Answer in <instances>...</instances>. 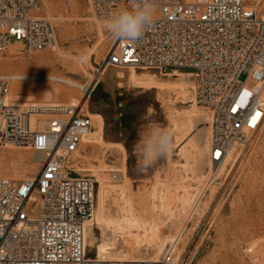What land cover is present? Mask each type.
I'll list each match as a JSON object with an SVG mask.
<instances>
[{"label": "built area", "instance_id": "2783aa9c", "mask_svg": "<svg viewBox=\"0 0 264 264\" xmlns=\"http://www.w3.org/2000/svg\"><path fill=\"white\" fill-rule=\"evenodd\" d=\"M87 1L100 20L126 3ZM38 4L0 0V52L11 44L26 50L52 46L53 25L38 15ZM155 5L154 22L143 36L134 44L113 39L91 80L83 86L62 81L80 90L76 104H16L10 91L19 79L0 74V147L44 156L33 177L0 178V264H170L169 252L155 261L123 262L104 261L86 250L96 180L80 174L79 160L93 130L88 102L107 67L188 74L194 102L210 114L213 162L262 127L264 17L248 0H155ZM120 176L113 172L115 180Z\"/></svg>", "mask_w": 264, "mask_h": 264}, {"label": "rangeland", "instance_id": "374dc122", "mask_svg": "<svg viewBox=\"0 0 264 264\" xmlns=\"http://www.w3.org/2000/svg\"><path fill=\"white\" fill-rule=\"evenodd\" d=\"M248 3L259 15L264 16V0H248ZM37 13L53 25L54 41L61 53L78 56L91 51L90 62L79 65L80 71L77 72L67 70L60 65L61 62L50 68H23L15 65L16 62L30 55L44 54L56 59V54L51 48L20 50L18 46L12 45L0 52V74H52L78 83L91 80L95 69L102 67L113 43V38L105 30L104 20L97 19L87 0H39ZM51 15L60 17V24L53 21ZM71 56L60 60L72 62ZM129 71L107 67L98 78L88 102V114H99L103 119L105 142L118 144L108 149L104 158L98 154L99 149L95 144L84 143L81 147L80 174L95 179V172L86 170L89 166L102 163L106 169L102 179L104 190L107 191L104 206L106 215L111 218L126 216L127 207L122 199H127L135 209L134 215L141 218L142 212L153 203L152 189L161 192L164 187L177 191L171 208L178 209L181 205L177 198L182 194V188L188 187L194 203L189 208L176 210L177 219L169 220V227L161 231L164 236L178 238L171 257L177 255L179 264H264V122L257 132L235 143L236 158L233 163L226 164L222 171L217 172V166L209 167L208 164L201 167L198 163L202 154L189 151L187 146L198 131L204 129L210 132V119H195L192 124L189 123L182 114L191 103H183L186 99L165 89L133 87L128 81ZM120 72L124 78H119ZM136 72L143 78H151L163 84L176 81L175 77L155 71ZM29 84L45 90L56 88L66 94L34 95L24 100L17 94L20 87ZM79 97L80 90L73 86L62 81L51 83L50 80L40 79L18 80L10 91V100L16 104L72 105L78 102ZM196 105L197 109L209 115L206 108ZM91 118L92 131H95L97 120ZM151 123H159L174 130V149L151 167L141 169L137 148L139 132ZM84 155L92 156V161L86 163ZM43 158L32 149L2 146L0 178L21 180L31 177L38 172ZM113 172H119L120 179L115 180ZM111 184L117 188H107ZM98 187L99 181L96 183V193ZM211 189L215 192L210 198ZM154 200L159 204L157 199ZM165 217L166 214L159 207L154 220L162 221ZM93 231L96 243L100 239L101 229L95 225ZM121 246L118 243L115 250L127 249V246ZM155 247L142 245L135 254L141 260L152 259ZM87 249L90 255L96 254L95 249ZM169 249L168 243L157 258L169 252Z\"/></svg>", "mask_w": 264, "mask_h": 264}, {"label": "bare ground", "instance_id": "6f19581e", "mask_svg": "<svg viewBox=\"0 0 264 264\" xmlns=\"http://www.w3.org/2000/svg\"><path fill=\"white\" fill-rule=\"evenodd\" d=\"M50 7L51 6H49V8ZM37 10H38V7H37ZM51 18L53 21H56L58 23L61 21L59 19L60 17L57 18L51 15ZM62 28L63 27H61V29ZM12 45L18 46L20 50H22L19 44H11L10 46ZM50 48L56 54V59H51L49 56L44 55V54L34 55V56L30 55L16 62L15 65H18L23 68L25 67H38V68L49 67L50 68V67L56 66V64L61 62L60 65L66 67L67 70L77 72L79 70V65L81 66V64L83 63L86 65L88 64V62H90V52L91 51L89 53L81 54L78 56H71L68 54L65 55L58 50V44L55 41ZM70 56L71 58H73L72 62L71 60L65 61V62L60 60L64 58H70ZM105 70L103 71V73L105 72ZM129 70L130 71L128 74V81L133 87L165 89L168 92L172 91L174 92L175 95L186 99V101H183V103H191L188 108L184 109V113L182 114V117L188 120L189 123L192 124L195 119H197L198 121L202 119L203 120L210 119L209 118L210 114L207 115L206 113L201 112L199 109H197V105L194 102V90L192 89L193 81L189 77L188 74H185L179 71H175V73L162 74V75L169 76V77H175V80H176L172 82L171 81L166 82L163 84L151 78H148V79L143 78L142 76L137 74L136 72L137 70H134V69H129ZM14 76L17 77L19 80L40 79V80H50L51 83L53 81L55 82L56 81H65V82L69 81L72 84L74 83V84L83 86L81 85L82 83H78L68 78H61L58 76H54L52 74L51 75L50 74H38V75H30V74L29 75H22V74L19 75L18 74ZM118 76L119 78L125 77L122 72H120ZM190 85H191V90H190ZM55 94L62 96L63 94H66V92H63L62 90H58L56 88H49L45 90L41 87L30 86L29 84L24 87H20L17 95L20 97H23V99L26 100V99H30L31 96H34V95L44 96V95H55ZM79 100H80V97L78 98V102ZM60 104H64V103H60ZM19 105H22V104H19ZM37 105L42 106L44 108V107L53 106L56 104H51V105L37 104ZM64 105H68V104H64ZM89 115L94 117V119L96 118L97 127L95 131H92L89 134V136L84 140V142L95 144L97 148L99 149L98 154L100 155L101 158H104V155L108 151V149L113 148L115 147V145H118V144L106 143L104 139V133H103L104 131H103L102 117L99 114L90 113ZM175 126H177V123H175ZM210 137H211V132L206 131L204 129L200 130L191 138V141H189L190 143H189V146H187V148L189 149V151H193V152L196 151L198 152V154L199 153L202 154L201 156L202 159L200 160V163H198L201 167L205 164H208L209 167L217 166L216 167L218 170L217 172H219L224 169L226 164L234 162L236 158L235 153H236L237 147L235 144L231 145L228 149L227 154L219 162H213L210 160V155H209ZM120 150L123 151L122 147ZM91 158L92 156L90 155H84L83 157L86 163H88L87 161H92ZM86 170L94 171L96 175L95 180L97 179L96 183L99 181V187H98L99 189L95 197V207H94V212H93L92 223L91 222L89 223V226L85 232L86 233V236H85L86 237V250H88L87 248L95 249L97 256L101 260H104V261L130 262V261H140L141 260V257H138L135 254V251L139 249L142 245L147 244L149 246H156L155 247L156 252L154 253L153 258L147 260V261H155L157 260V257H159L161 251L164 250L165 246L169 243L170 244L169 254L171 255L174 254L175 247L178 242L177 241L178 238L176 236L175 237L164 236L161 233V231L169 227L167 225L169 220L177 219L178 215L177 213H175L176 210L189 208L194 203V201L191 200L192 194L188 187L182 188V191H181L182 194H180L179 197L177 198L178 202H180V205H181L178 209L171 208L172 202L174 198L176 197L177 191L173 192L172 190L168 189V187L166 188L164 187V189L161 192L158 191L160 192L158 194V192H156V189L153 188L152 189L153 203H151L147 207V209H145V211L142 212L141 218H138L134 215L135 209L132 206L131 202L128 201L127 199H122L123 203L127 207V210H126L127 215L123 217L111 218L106 215L105 207H104L105 200H106V192H107L106 190H104V186H103L104 183L102 181L103 175H104L103 172L106 171L104 165L102 163L99 165L95 164V166H89V168H87ZM123 173L125 174V172ZM124 174H122V177L126 179V176ZM107 188L114 189V188H117V186L111 184V185H107ZM214 192L215 191L213 189L210 190V198ZM154 199H157V203L159 204H156ZM159 207H161V210L166 214V217L162 221H159V220L155 221L154 216L157 214ZM95 225L101 229V236L99 237L100 239L96 243H95V235L93 231V226ZM118 243L122 245L121 247L127 246V249L121 248L119 250H115L117 248ZM169 262L170 264H179V259L177 258V255L175 257H171L169 259Z\"/></svg>", "mask_w": 264, "mask_h": 264}, {"label": "clouds", "instance_id": "9594fccd", "mask_svg": "<svg viewBox=\"0 0 264 264\" xmlns=\"http://www.w3.org/2000/svg\"><path fill=\"white\" fill-rule=\"evenodd\" d=\"M155 14V0H126L123 6L115 8L104 18L103 24L113 39L134 44L154 22ZM174 144L175 133L171 127L159 123L143 127L137 142L140 168H149L167 157L173 151Z\"/></svg>", "mask_w": 264, "mask_h": 264}]
</instances>
